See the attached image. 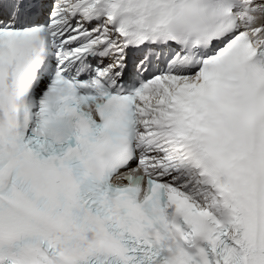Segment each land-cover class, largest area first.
Wrapping results in <instances>:
<instances>
[{
    "label": "snow or ice",
    "instance_id": "1",
    "mask_svg": "<svg viewBox=\"0 0 264 264\" xmlns=\"http://www.w3.org/2000/svg\"><path fill=\"white\" fill-rule=\"evenodd\" d=\"M0 264H264V0H0Z\"/></svg>",
    "mask_w": 264,
    "mask_h": 264
}]
</instances>
